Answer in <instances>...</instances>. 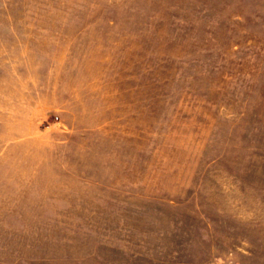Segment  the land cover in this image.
<instances>
[{
	"label": "rangeland",
	"instance_id": "1",
	"mask_svg": "<svg viewBox=\"0 0 264 264\" xmlns=\"http://www.w3.org/2000/svg\"><path fill=\"white\" fill-rule=\"evenodd\" d=\"M0 264H264V0H0Z\"/></svg>",
	"mask_w": 264,
	"mask_h": 264
}]
</instances>
